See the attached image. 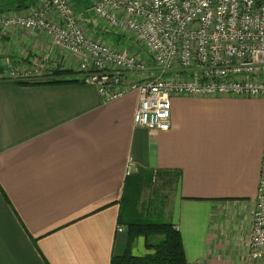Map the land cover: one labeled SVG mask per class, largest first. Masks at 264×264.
Returning a JSON list of instances; mask_svg holds the SVG:
<instances>
[{
  "label": "crops",
  "instance_id": "0c3cea01",
  "mask_svg": "<svg viewBox=\"0 0 264 264\" xmlns=\"http://www.w3.org/2000/svg\"><path fill=\"white\" fill-rule=\"evenodd\" d=\"M41 1L0 0V11L14 16ZM72 2L90 37L141 53L126 45L136 40L129 33L97 18L92 0ZM55 61L78 71V58L41 30L13 27L0 43V64L44 72L0 76V264H111L129 242L124 204L136 193L128 216L148 219L151 184L189 264H254L264 98L173 96L170 129H149L134 122L137 92L109 101L90 84L45 83ZM130 161L137 170L128 174ZM149 238L135 239L134 255L154 252Z\"/></svg>",
  "mask_w": 264,
  "mask_h": 264
},
{
  "label": "built area",
  "instance_id": "2783aa9c",
  "mask_svg": "<svg viewBox=\"0 0 264 264\" xmlns=\"http://www.w3.org/2000/svg\"><path fill=\"white\" fill-rule=\"evenodd\" d=\"M92 10L108 27L134 37L151 61L90 37L72 0H43L14 16L0 11V43L13 27L46 32L78 58V81L106 100L137 92L134 122L149 129H170L173 96L264 98V0H92ZM43 73L37 65L0 64L2 77ZM135 170L130 161L128 174ZM252 218L250 258L264 264V150Z\"/></svg>",
  "mask_w": 264,
  "mask_h": 264
},
{
  "label": "trees",
  "instance_id": "16d2710c",
  "mask_svg": "<svg viewBox=\"0 0 264 264\" xmlns=\"http://www.w3.org/2000/svg\"><path fill=\"white\" fill-rule=\"evenodd\" d=\"M77 74L78 71L56 68L53 70L55 76L46 80L45 83L76 82L78 81ZM18 83L28 84L30 82L18 81ZM133 196L134 206H137L139 196H136V193ZM134 206H132V211ZM139 217L141 219L134 216L127 219L124 214H121L120 222L128 226L129 242L124 254L114 255L111 264H189L185 256L181 233L172 222L151 221L141 214ZM141 235L147 238L153 235L162 236L161 240L154 245L147 243L149 247L154 248V252L143 257L136 256L132 252L135 239Z\"/></svg>",
  "mask_w": 264,
  "mask_h": 264
},
{
  "label": "rangeland",
  "instance_id": "374dc122",
  "mask_svg": "<svg viewBox=\"0 0 264 264\" xmlns=\"http://www.w3.org/2000/svg\"><path fill=\"white\" fill-rule=\"evenodd\" d=\"M130 35V34H129ZM111 42V41H110ZM126 45H131V46H140L141 49L138 48V50L141 52V54L150 62V56L147 53V50L145 47H142L141 44H139L136 40L134 39H128V43ZM52 66V65H51ZM58 66V65H57ZM54 70V69H53ZM53 70L50 71V73H53ZM40 77V76H37ZM146 181V180H145ZM148 182V181H146ZM154 190V186L153 184H151V186H149L148 188L145 189V193L143 194L142 197V201H143V205H145V208L147 209V211L150 213L148 220L151 221H156V222H162L164 221V217H163V213H158L161 212V210H163L164 208H162V205L159 204V202H157V199L155 198V192H153ZM134 196L130 199V201H126L124 204V213L127 217L129 213H130V209L132 206H134V201H133ZM156 201V202H155ZM141 211H143L141 209ZM147 211H143L145 212V214H147ZM139 219H141L139 217V215L137 216ZM157 235H153L150 236L149 238V242H157L159 240H161L162 236L156 237Z\"/></svg>",
  "mask_w": 264,
  "mask_h": 264
}]
</instances>
